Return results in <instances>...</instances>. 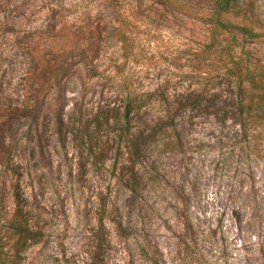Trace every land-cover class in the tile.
<instances>
[{
  "label": "rangeland",
  "instance_id": "374dc122",
  "mask_svg": "<svg viewBox=\"0 0 264 264\" xmlns=\"http://www.w3.org/2000/svg\"><path fill=\"white\" fill-rule=\"evenodd\" d=\"M209 4L0 0V264H264V114L210 106Z\"/></svg>",
  "mask_w": 264,
  "mask_h": 264
},
{
  "label": "trees",
  "instance_id": "16d2710c",
  "mask_svg": "<svg viewBox=\"0 0 264 264\" xmlns=\"http://www.w3.org/2000/svg\"><path fill=\"white\" fill-rule=\"evenodd\" d=\"M209 3L208 22L211 25L205 48L209 55L220 56L218 63L222 62L223 75L227 79L224 87L208 93V101L211 107L222 111V107L216 104V97L229 99L233 115H226L221 120L232 121L241 133L247 134L254 119L264 114V71L244 62L236 55L235 48L239 46V36L244 40H264V21L254 15V7L249 1L209 0ZM119 40L123 42L122 38ZM94 47L91 45L79 50L81 56L90 58L91 63L98 56V49ZM199 96L200 92L194 91L182 100L200 105ZM128 114L124 115L127 126Z\"/></svg>",
  "mask_w": 264,
  "mask_h": 264
}]
</instances>
